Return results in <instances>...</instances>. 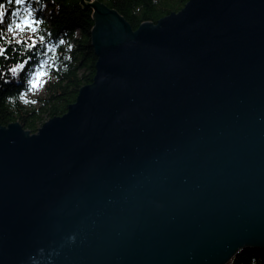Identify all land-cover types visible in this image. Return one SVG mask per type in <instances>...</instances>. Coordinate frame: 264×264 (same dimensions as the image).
<instances>
[{"label":"water","instance_id":"obj_1","mask_svg":"<svg viewBox=\"0 0 264 264\" xmlns=\"http://www.w3.org/2000/svg\"><path fill=\"white\" fill-rule=\"evenodd\" d=\"M94 9L93 82L0 126V264H228L264 250V0L137 29Z\"/></svg>","mask_w":264,"mask_h":264},{"label":"trees","instance_id":"obj_2","mask_svg":"<svg viewBox=\"0 0 264 264\" xmlns=\"http://www.w3.org/2000/svg\"><path fill=\"white\" fill-rule=\"evenodd\" d=\"M47 4L44 9V24L41 34L48 37V43L55 45L56 51L47 56H35V62L44 60L47 65L44 95L25 102L29 93L28 76L24 74L13 78L10 84L0 83V126L19 122L25 130L36 133L47 120L62 116L68 106L75 102L79 91L93 82L96 73L97 57L92 46V29L96 16L92 7L101 4L118 12L135 30L145 22L157 23L173 12L180 11L188 0H42ZM11 10L13 6L5 5ZM10 15V12H9ZM8 20H5V27ZM10 35V34H9ZM31 33L18 35L25 39ZM64 44L60 45L59 40ZM3 42L0 41V44ZM71 45V47H69ZM16 59L24 53L23 45H15ZM38 46L36 51H42ZM9 55H13L9 53ZM68 57V58H66ZM16 59H0V70L12 66ZM228 264H264V250L246 249L235 255Z\"/></svg>","mask_w":264,"mask_h":264},{"label":"snow or ice","instance_id":"obj_3","mask_svg":"<svg viewBox=\"0 0 264 264\" xmlns=\"http://www.w3.org/2000/svg\"><path fill=\"white\" fill-rule=\"evenodd\" d=\"M6 4L15 7L10 10L5 6ZM45 8L47 4L42 0H0V41L3 42L0 44V59L6 62L16 59L17 49L12 47L13 44L23 45L25 50L24 53L19 54V58L12 66L0 70V83L5 85L12 83L5 79L8 75L17 78L27 74V84L30 88H36L40 79L46 76L44 69L50 66L44 60L35 62L36 55L47 56L49 52L56 51L55 45L48 43L51 33L41 34ZM6 19L8 22L5 27ZM24 33H31V35L25 39L17 38L18 35ZM59 44L63 45L64 40H59ZM38 46H42L43 50L36 51Z\"/></svg>","mask_w":264,"mask_h":264},{"label":"rangeland","instance_id":"obj_4","mask_svg":"<svg viewBox=\"0 0 264 264\" xmlns=\"http://www.w3.org/2000/svg\"><path fill=\"white\" fill-rule=\"evenodd\" d=\"M46 77L47 76L40 79L39 84L36 88H30L29 87V93L24 98L25 102H29L31 100H34V99L44 95L45 85H46Z\"/></svg>","mask_w":264,"mask_h":264}]
</instances>
